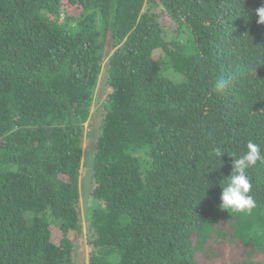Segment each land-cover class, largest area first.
<instances>
[{
  "label": "trees",
  "instance_id": "16d2710c",
  "mask_svg": "<svg viewBox=\"0 0 264 264\" xmlns=\"http://www.w3.org/2000/svg\"><path fill=\"white\" fill-rule=\"evenodd\" d=\"M261 6L0 0V264H264V164L221 208L228 155L264 151Z\"/></svg>",
  "mask_w": 264,
  "mask_h": 264
},
{
  "label": "clouds",
  "instance_id": "9594fccd",
  "mask_svg": "<svg viewBox=\"0 0 264 264\" xmlns=\"http://www.w3.org/2000/svg\"><path fill=\"white\" fill-rule=\"evenodd\" d=\"M255 15L258 17L257 23L264 25V6L256 9ZM215 87L217 90H223L226 87V82L217 80ZM246 149L239 156L235 153L228 155L233 158V171L221 183V208L226 211L242 212L251 210L254 207V200L250 195L252 183L247 172L248 169L256 166L258 163L264 164V151H262L261 145L252 141L247 143ZM214 155L216 158L222 160L225 153L218 147L214 149Z\"/></svg>",
  "mask_w": 264,
  "mask_h": 264
},
{
  "label": "rangeland",
  "instance_id": "374dc122",
  "mask_svg": "<svg viewBox=\"0 0 264 264\" xmlns=\"http://www.w3.org/2000/svg\"><path fill=\"white\" fill-rule=\"evenodd\" d=\"M171 27H173V24L171 25ZM86 127H88V124L86 125ZM82 220H83V234L80 233V235L78 237H76L75 239V251L76 253L79 255V257L77 258L82 259L84 258V256L88 257L89 256V250H88V240H87V226L86 224L88 223V217L91 213V209L94 208V206L96 205V202H93V200H86L88 197V193H86L84 196H82ZM60 238V235H58L56 237V240L59 241L58 239ZM221 244V243H218ZM242 250H246V249H242ZM220 259H216V257L214 259H210V264H218L217 261H219Z\"/></svg>",
  "mask_w": 264,
  "mask_h": 264
}]
</instances>
